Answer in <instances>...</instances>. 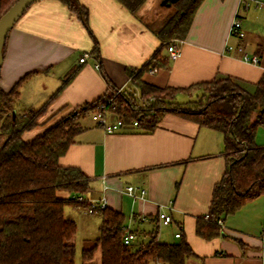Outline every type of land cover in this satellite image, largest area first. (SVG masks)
<instances>
[{"label": "crops", "instance_id": "obj_1", "mask_svg": "<svg viewBox=\"0 0 264 264\" xmlns=\"http://www.w3.org/2000/svg\"><path fill=\"white\" fill-rule=\"evenodd\" d=\"M178 1L163 0L161 4L169 8ZM78 2L88 10L91 33L60 1L38 0L16 22L6 42L0 86L8 91L28 76L20 87L23 96L40 80L48 84L47 92L39 91L37 98L33 97L36 106L32 108L43 105L77 70L51 104L49 114L62 108L74 110L113 90L137 92L128 72L141 70L161 47L159 28L150 26L139 11L132 14L117 0ZM236 18L241 22L242 38L231 34ZM92 35L99 44L97 58L92 54ZM261 43L264 0H204L181 43L180 57L170 60L167 49L163 50L161 56L168 59L167 65L155 72L145 71L142 80L160 88H188L228 77L246 92L254 93L264 76ZM230 45L258 56L260 64L245 62L238 51L227 50ZM84 56L86 61L80 63ZM180 96L186 97L182 102L189 100ZM85 119L87 116L81 120L84 131L61 157L60 164L80 168L88 176L86 199L106 197L107 207L124 214L125 227L136 234V247L150 240L158 224L157 237L162 242H176L175 234L182 228L183 239L197 255L186 264H264V197L224 219L219 237L206 240L196 233L197 220L208 214L214 187L226 169L221 132L173 114H167L151 133L128 126L106 134L91 121L85 123ZM255 140L264 147V126L257 129ZM130 185L147 189V197L134 200L128 196L125 189ZM159 212L170 213L173 223L159 224ZM65 215L76 222L77 233L80 221L84 232L93 221L82 206H66ZM98 221L100 229V216ZM98 237L99 233L88 239L95 242ZM80 260L75 264H101L102 251L98 248L90 261H84L81 253Z\"/></svg>", "mask_w": 264, "mask_h": 264}, {"label": "trees", "instance_id": "obj_2", "mask_svg": "<svg viewBox=\"0 0 264 264\" xmlns=\"http://www.w3.org/2000/svg\"><path fill=\"white\" fill-rule=\"evenodd\" d=\"M17 1L0 0V19ZM57 1L75 13L90 31L87 8L78 0ZM117 1L136 14L148 0ZM203 1L179 0L176 3L177 13L157 32L161 42L158 52L141 70L128 72L137 92L113 90L106 97L52 122L57 112L49 114V108L77 70L68 75L43 105L24 113L16 111V103L20 87L28 76L8 91L0 86V264L76 263L77 224L65 215V207L88 206L86 202H76L74 197L89 191V178L80 168L61 165L60 159L84 131L81 120L110 99L109 113L130 126L137 122L136 128L140 131H155L167 114H173L224 135L226 169L214 187L209 218L204 216L197 220L198 236L206 240L219 237L222 234L220 220L224 221L247 203L264 197V147L258 146L255 140L257 129L264 126V76L254 93L246 92L228 77L188 88H160L142 80L145 71L167 65L168 59L161 56L162 51L173 41L186 39ZM92 37L95 42L92 54L97 58L99 44ZM263 50L264 43H261L260 52ZM102 75L113 88L107 75ZM179 95L189 100L178 102ZM200 102L205 104L198 110L178 107ZM60 193L69 195L66 198ZM99 216V237L91 248L82 251L84 261L92 260L98 248L102 251L101 264H186L188 259L197 257L183 237L177 238V242L158 240V224L147 243L139 247L125 245L124 214L107 207ZM157 221L160 224L158 217Z\"/></svg>", "mask_w": 264, "mask_h": 264}, {"label": "built area", "instance_id": "obj_3", "mask_svg": "<svg viewBox=\"0 0 264 264\" xmlns=\"http://www.w3.org/2000/svg\"><path fill=\"white\" fill-rule=\"evenodd\" d=\"M231 34L232 36H237L238 38L243 37V32L241 31V22L239 19H235L232 28H231ZM181 43L182 41L175 40L173 41L170 46L167 48L168 52V58L170 60H177L181 55ZM228 51H238L241 54L242 59L250 64L253 65H259L260 64V58L256 55H249L246 53L242 47H235V46H228ZM87 59V56H84L80 59V63H84ZM96 68H99V65H96ZM157 69L154 68L151 71L155 72ZM116 95V94H115ZM112 99L108 100L107 103H101L98 106V110L92 114L93 119L96 121V124L98 127L102 128L106 134H114L117 132L122 131L125 127H128L130 125L125 124L122 120H119L118 118L111 119L110 116H112L111 113L108 111V105L111 104ZM133 127H137L138 123L134 122ZM125 192L128 196L133 198L134 200H144L147 195V189L136 187V186H127L125 189ZM75 201L78 203L86 202L88 204L87 207H85V211L89 215H99L100 211L107 208V200L106 197H102L99 200L96 199H86L84 195L74 197ZM158 220L161 225L163 226H169L173 223V217L168 212H159L158 213ZM207 218H209V215H206ZM145 221V218H143ZM219 224L222 225V221H219ZM125 235L123 237V243L125 245H130L132 242L136 240V234L133 231H130L128 228H124ZM176 238L182 237V228H179V231L175 234Z\"/></svg>", "mask_w": 264, "mask_h": 264}, {"label": "rangeland", "instance_id": "obj_4", "mask_svg": "<svg viewBox=\"0 0 264 264\" xmlns=\"http://www.w3.org/2000/svg\"><path fill=\"white\" fill-rule=\"evenodd\" d=\"M163 0H148L142 7L141 11L139 10V14L141 16L144 17L145 21H147V23L152 26L153 28H161L163 26V24L170 18L172 17L174 14L177 13V5H172L169 8H165L164 6H162L161 2ZM23 85V84H22ZM21 85V86H22ZM52 85V84H50ZM48 84H46L45 82L41 81L37 82L33 87H31L30 89H28L27 93L23 96H21L20 93V98L19 101L16 103V108L18 109V113H24L26 111H28L29 109H31L33 106H36V104L33 103L34 98L38 96L39 91L40 92H47L48 91ZM51 87V86H49ZM35 93L37 95H35ZM186 97L184 96H180L178 97L177 101L178 102H182L185 101ZM204 105L205 102H200V104H195L194 106H178V107H182V108H187V109H195L198 110L200 105ZM74 110L71 111H67L66 109L59 110L57 111V115L54 117V120L52 122H55V120H57L59 117L61 116H66L67 114H69L70 112H72ZM87 121H91L92 123H94V125L96 124V121L93 119V116L91 115H87V119H85V123ZM97 125V124H96ZM68 196L69 194L67 193H60V196ZM89 215V214H87ZM90 219H93V221L91 222V226L88 230V232H84L82 225V222L80 221V229L78 231V233L76 234V238H75V244H76V260L79 262H81L80 257H81V253L84 249H89L92 247L93 243L91 241V239L88 238H96L98 236L99 233V216L97 215H89ZM86 220V219H84ZM83 220V222H85ZM89 220V219H87ZM163 226V225H162ZM89 234V235H88ZM91 241V242H90ZM176 242L178 241V239L175 240ZM135 241L132 242V244L130 246H135Z\"/></svg>", "mask_w": 264, "mask_h": 264}, {"label": "water", "instance_id": "obj_5", "mask_svg": "<svg viewBox=\"0 0 264 264\" xmlns=\"http://www.w3.org/2000/svg\"><path fill=\"white\" fill-rule=\"evenodd\" d=\"M38 0H18L0 19V68L3 62L2 49L16 22ZM16 111H14V115Z\"/></svg>", "mask_w": 264, "mask_h": 264}]
</instances>
